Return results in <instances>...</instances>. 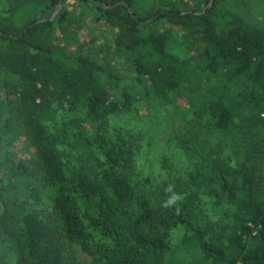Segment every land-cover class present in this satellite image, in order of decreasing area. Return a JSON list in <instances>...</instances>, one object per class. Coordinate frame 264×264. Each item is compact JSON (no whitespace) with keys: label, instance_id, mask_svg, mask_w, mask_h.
Here are the masks:
<instances>
[{"label":"trees","instance_id":"obj_1","mask_svg":"<svg viewBox=\"0 0 264 264\" xmlns=\"http://www.w3.org/2000/svg\"><path fill=\"white\" fill-rule=\"evenodd\" d=\"M231 1L0 0V264H264V27ZM88 17L131 76L52 42Z\"/></svg>","mask_w":264,"mask_h":264},{"label":"rangeland","instance_id":"obj_2","mask_svg":"<svg viewBox=\"0 0 264 264\" xmlns=\"http://www.w3.org/2000/svg\"><path fill=\"white\" fill-rule=\"evenodd\" d=\"M231 3L235 12L246 17L252 24L264 27V0H232ZM162 30L172 33L173 45H184V47H189L187 35L184 31L169 26L166 22L163 23ZM116 32L117 29H113L109 25H107L106 28L99 27V25L92 20V17H88L84 21H79V23L69 27L68 31L65 33L55 28L49 32V35L54 44L68 46V48L72 50L78 48L80 45H84L87 49L92 48L105 62H109L115 66L116 70L120 71L125 76H131L133 74L131 66L124 60L116 59L109 53V45L105 43V39L107 41L110 40L111 43ZM100 46L102 47V51L99 49ZM195 55L196 52L192 51L190 55H187V59L191 56H193L192 58L194 59ZM195 66L196 60H191L192 69H194ZM169 120H171V118ZM179 123L180 119L176 117L175 124L178 125Z\"/></svg>","mask_w":264,"mask_h":264},{"label":"water","instance_id":"obj_3","mask_svg":"<svg viewBox=\"0 0 264 264\" xmlns=\"http://www.w3.org/2000/svg\"><path fill=\"white\" fill-rule=\"evenodd\" d=\"M214 0H211L210 2V6L213 4ZM62 9V3L60 4V7L57 9V11L55 12V14L52 17V20L55 18V16L59 13V11Z\"/></svg>","mask_w":264,"mask_h":264}]
</instances>
